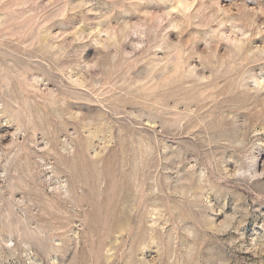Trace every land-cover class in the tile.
Wrapping results in <instances>:
<instances>
[{"label": "rangeland", "instance_id": "obj_1", "mask_svg": "<svg viewBox=\"0 0 264 264\" xmlns=\"http://www.w3.org/2000/svg\"><path fill=\"white\" fill-rule=\"evenodd\" d=\"M0 264H264V0H0Z\"/></svg>", "mask_w": 264, "mask_h": 264}]
</instances>
